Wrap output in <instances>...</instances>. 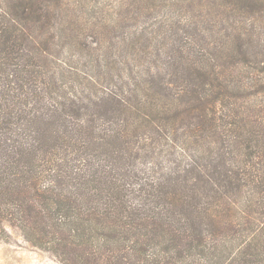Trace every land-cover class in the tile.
Wrapping results in <instances>:
<instances>
[{
    "label": "trees",
    "instance_id": "16d2710c",
    "mask_svg": "<svg viewBox=\"0 0 264 264\" xmlns=\"http://www.w3.org/2000/svg\"><path fill=\"white\" fill-rule=\"evenodd\" d=\"M174 1L141 0L130 32L0 0V239L61 264H264V0L194 20Z\"/></svg>",
    "mask_w": 264,
    "mask_h": 264
},
{
    "label": "rangeland",
    "instance_id": "374dc122",
    "mask_svg": "<svg viewBox=\"0 0 264 264\" xmlns=\"http://www.w3.org/2000/svg\"><path fill=\"white\" fill-rule=\"evenodd\" d=\"M200 1L204 2L205 0ZM71 2L77 11L83 12L86 16H91L93 10H95L96 21L101 27L106 23L112 22L114 18H118L120 14L126 15L125 24H127L130 32L134 31L135 26H143L151 20L144 13H136L139 10L138 7L141 0H71ZM163 4L166 5L165 10H176L174 0H146L144 5L160 7ZM187 9L195 10L190 12V20L201 16L198 13L200 10L199 0H191V4ZM190 10L184 12H189ZM92 26L91 19L83 24V27L87 28L85 32L94 39H98V34L89 29ZM94 30L97 29L95 28ZM7 230L10 234L8 239H0V264H61L50 253L32 246L24 239L17 228L7 225Z\"/></svg>",
    "mask_w": 264,
    "mask_h": 264
}]
</instances>
